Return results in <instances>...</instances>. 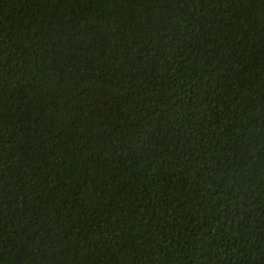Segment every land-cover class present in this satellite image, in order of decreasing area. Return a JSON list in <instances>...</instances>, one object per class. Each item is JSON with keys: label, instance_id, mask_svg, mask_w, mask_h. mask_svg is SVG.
<instances>
[{"label": "trees", "instance_id": "obj_1", "mask_svg": "<svg viewBox=\"0 0 264 264\" xmlns=\"http://www.w3.org/2000/svg\"><path fill=\"white\" fill-rule=\"evenodd\" d=\"M0 264H264V0H0Z\"/></svg>", "mask_w": 264, "mask_h": 264}]
</instances>
